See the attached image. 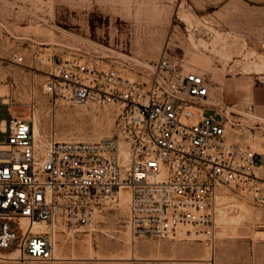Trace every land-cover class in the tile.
I'll return each mask as SVG.
<instances>
[{
    "label": "built area",
    "instance_id": "built-area-1",
    "mask_svg": "<svg viewBox=\"0 0 264 264\" xmlns=\"http://www.w3.org/2000/svg\"><path fill=\"white\" fill-rule=\"evenodd\" d=\"M46 74L55 106L115 108L118 133L42 140L32 120H0V261L54 260L58 234L95 230L123 192L135 239L185 232L215 247L225 194L241 189L264 207V155L234 141L238 111L215 98L208 75L166 55L147 82L77 60L51 61ZM11 100L0 92V113Z\"/></svg>",
    "mask_w": 264,
    "mask_h": 264
},
{
    "label": "rangeland",
    "instance_id": "rangeland-1",
    "mask_svg": "<svg viewBox=\"0 0 264 264\" xmlns=\"http://www.w3.org/2000/svg\"><path fill=\"white\" fill-rule=\"evenodd\" d=\"M164 55L208 75L215 98L238 111L229 116L234 141L264 155V121L249 109L264 85V0H0V92L12 97L0 120L36 116L42 140L51 130L62 140L114 137L115 108L55 106L51 61H87L147 82ZM223 202L215 247L185 232L135 239L122 201L95 230L58 234L54 260L0 264H264V207L241 189Z\"/></svg>",
    "mask_w": 264,
    "mask_h": 264
},
{
    "label": "crops",
    "instance_id": "crops-1",
    "mask_svg": "<svg viewBox=\"0 0 264 264\" xmlns=\"http://www.w3.org/2000/svg\"><path fill=\"white\" fill-rule=\"evenodd\" d=\"M249 109L264 121V85L254 89Z\"/></svg>",
    "mask_w": 264,
    "mask_h": 264
},
{
    "label": "bare ground",
    "instance_id": "bare-ground-1",
    "mask_svg": "<svg viewBox=\"0 0 264 264\" xmlns=\"http://www.w3.org/2000/svg\"><path fill=\"white\" fill-rule=\"evenodd\" d=\"M34 123H35V127H36V133H37V135L38 136H40L41 137V130H40V124H39V119L35 116L34 117ZM43 127V126H42ZM44 129H45V127H44ZM48 132H46V134H47ZM43 135V134H42ZM43 138H45L44 136H43ZM126 202V201H128V206H129V202H130V198H129V194H128V192H123L122 193V200H121V202ZM90 242V241H89ZM91 243H92V241H91ZM86 249V248H85ZM176 249V248H175ZM174 250V249H173ZM167 251H169V249L167 250ZM188 251V250H187ZM187 251H186V253H187ZM93 252V251H92ZM163 252V251H162ZM184 253H185V251H184ZM18 253H13L12 255H10V256H5V258L7 259V260H15V259H17V257H18ZM60 256V255H59ZM180 257V256H179ZM182 257V256H181ZM59 259V258H58Z\"/></svg>",
    "mask_w": 264,
    "mask_h": 264
}]
</instances>
